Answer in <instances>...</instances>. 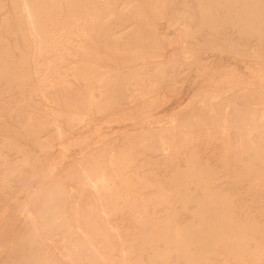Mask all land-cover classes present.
I'll list each match as a JSON object with an SVG mask.
<instances>
[{
  "label": "rangeland",
  "instance_id": "rangeland-1",
  "mask_svg": "<svg viewBox=\"0 0 264 264\" xmlns=\"http://www.w3.org/2000/svg\"><path fill=\"white\" fill-rule=\"evenodd\" d=\"M137 1L142 4L144 16L133 17L128 12V22L112 20L106 29L86 41L90 53L77 57L65 53L64 60L50 54L58 73L48 74L49 79L55 78V86L48 87L46 101L36 96L26 99L34 86L40 85V80L37 75L30 79L25 75L28 67L33 68V61L29 65L21 61L29 49L22 40L12 0H4L0 9V264H226L228 258L233 264H264V244L254 256L245 254L241 262L227 256L224 226H220L226 222L222 216L211 213L208 200L214 202V213L223 208L231 213L235 223L264 224V139L257 141L260 134H248L252 119L247 117V112H254L264 123V93L258 95V102L229 107L226 115L219 100L210 97L212 92L201 102L202 93L215 91L224 72L230 70L239 73L241 79L247 78L243 79L246 84L252 80L251 88L263 84L264 90V82L252 76L253 70L264 66V34L241 35L240 25L228 21L224 1L213 9V15L219 18L213 29L203 24L200 6L206 0ZM154 1L163 7L162 13H155ZM116 5L120 9L122 0ZM261 6L264 17V3ZM67 9L63 2L53 8L52 14L63 21ZM175 20L190 27L189 42L199 47L195 54L205 62L209 60L218 72L210 78L200 64L183 60L179 73H175L176 85L165 86L162 81L161 91L153 92L146 100L129 102L127 98L122 106L106 108L109 99L105 92L107 97L103 94L99 99L104 103L99 101L103 110L90 106L86 88L88 92L94 89L99 93L101 87L97 81L90 80L93 83L90 86L79 78V68L90 61L89 67L94 65L96 69L88 67V74L110 69L114 73L113 66L119 63L122 67L127 57L119 52L125 48L124 41L112 40L110 34L122 31L125 26L129 32L136 26L141 35L159 34L167 42L168 23ZM261 27L264 31V25ZM180 46L176 41L173 50L167 48L166 57L177 58L182 51ZM252 48L261 51L260 60L252 55ZM120 67L115 69H125ZM167 73L173 75L171 66ZM63 79L67 83L62 84ZM59 112L67 116L62 113L58 117ZM72 112L85 114V118L71 119L68 116ZM224 118L229 123L236 119L245 125L241 130L230 124L225 131ZM56 119L65 127L61 138L52 125ZM30 124L42 125L40 140H50L53 147L42 151L34 136H29ZM160 135L169 143L168 153L163 151ZM4 136L14 143L4 146ZM258 142L261 150L256 153ZM93 155L98 156L111 175L109 178L112 177L109 190L101 188L100 194L90 186L83 188L78 184L77 170L86 169L94 161ZM248 164L251 172L246 171ZM190 167L195 178L188 184V193L182 189L178 192ZM199 177L203 181L197 183ZM107 191L113 194L108 195ZM224 199L230 204L219 205ZM170 219L182 229L194 228L183 231L187 241L175 239ZM211 222L218 225L212 226ZM166 251H169L167 259L157 257Z\"/></svg>",
  "mask_w": 264,
  "mask_h": 264
},
{
  "label": "bare ground",
  "instance_id": "bare-ground-1",
  "mask_svg": "<svg viewBox=\"0 0 264 264\" xmlns=\"http://www.w3.org/2000/svg\"><path fill=\"white\" fill-rule=\"evenodd\" d=\"M118 1L119 0H12L14 8L16 9V14H17L18 20L20 22V29L19 30H20L22 37H23L22 40L25 41L24 43L27 45V47L29 49V52H27V54L22 55L21 61L24 63H27L28 65L31 63V61H33L32 62L33 68L28 67V73L25 75L28 77V79H30L33 75H35V77L37 75V78L40 80V85L38 84L39 85L38 87L34 86L35 88L30 91V94L28 95V97H26V99L31 100L32 98L34 99L35 96L43 98L46 101L49 99L46 91L48 90V87L52 88L55 86L54 85L55 83L53 81L55 78L53 80H51V79H49V77L51 74H56V72H57V70L54 71L55 68H53L56 64V63H54L55 61H53L54 56L59 60L64 58L63 54H65V53H67V56L70 55V56L77 57L80 54H82V56H84L83 54H85L89 51V48H88L89 45L87 46L86 41L92 40L94 34L99 32V30L103 31L104 29H106L108 27L107 25H109L112 20L116 19L118 21H122L123 23L128 22V12H132L133 17L144 16L145 11L143 12V10L140 9L142 4L140 5L139 1H137V0H122V7L120 9L118 8V5H116ZM221 1H224L226 4V7H224V8H226L225 10L228 11V18H227L228 21L232 22V24H234V25H240L241 35L249 34V35L255 36V35H258L260 33L264 34V31L261 27L262 25H264V17L261 14L262 9H263L261 4L264 3V0H206V2L204 4H201V6H200L202 9L203 18H204L203 24L210 26L212 29L216 28L217 23L219 21V18H217L213 15V9L214 8L218 9L220 7ZM63 2L67 5L68 9L65 12V14L63 13L64 14V18H63L64 20L61 21V20L56 19V17L52 14V12H53L52 10H53V8H57V7L62 6ZM12 3H11V5H12ZM0 5H1L0 9H2L4 7V0H0ZM154 5H155L154 6L155 13H158L163 8V7L161 8V6L159 7L160 4L158 5V3L156 4V2L154 3ZM61 12H62V10H61ZM145 14H147V13H145ZM146 16L148 18V15H146ZM147 21L149 22L150 20H146V22ZM132 29H131L132 31L128 32V26H125L124 28H122V31H119V32L116 31V32L110 34V37L112 38V40H114V39L116 41L120 40V42H121V40L124 41L125 48L122 50L120 49L119 52L122 51V53H120L121 55L127 54V57L125 56L126 59L123 61H122L123 58H121V61L124 62V65L121 62L122 67H120L118 62H117L118 64H116V66L119 65L120 68L124 67L125 68V69L123 68L124 70L121 71L119 69H115V68H119V67L113 66V68L115 70L114 73H112V70L110 69V72L109 71L103 72L104 71L103 70V71H101L102 73H99V74H97L95 72H94V74H88L89 72L87 73L86 71H87V68L89 67L88 63H90V61L88 63L86 61H84V62H86V63H84L85 67L83 68V66H82V68L81 67L79 68V74H80L79 78H82L90 86H92V84H93L91 82L89 83L90 80L97 81V82H99L97 85L100 84V87H101L99 89V93H98V91H94V89H90L91 91L88 92L87 88H86L87 94L89 93L88 94L89 96L87 99L89 100L90 106L96 105V107L98 109L103 110L104 103H101V100H99V99H101L103 94L105 95V92L107 93L106 95L108 96V99H109V101L107 100L108 103L105 106L106 108L111 106V105L122 106V105H124V103H123L124 99H127V98L129 99L128 100L129 102H131L133 100H137V99L138 100H140V99L146 100V99L151 97V94H153V92L160 90L162 88L160 86L162 81H164L163 84H165V86H166V84L172 85V84H175L177 82L176 81V78H177L176 75H178V74H175V73L178 72V67L180 66V64L183 63V60H188V63L196 62V64H200V66L202 67L205 74H207L210 78H211L213 73L215 74L216 72H218V70H216V69L214 70V68H212V64H211V62H209V60L205 62L204 60H202V58L197 57V56H199V54L198 55H197V53L195 54V51H197V49L199 47H197V45L195 43L193 44V43L189 42V40L192 39V30L190 29L189 26L184 25L181 20L180 21H178V20L177 21L176 20L170 21L168 23V31L166 33L169 36V38H168L167 42L163 41L162 36H159V34H154L152 36L149 33V36H147V35L143 36L140 34V31L136 26H134V28H132ZM170 31L172 32V34H170L171 33ZM176 41H179V43L181 44V46H180L182 49L181 54L178 55V57L176 55H174V57H177V58H171V59L167 58L166 54H165V52L167 51V48L169 49V47H171L173 50ZM122 46H123V44H122ZM119 48H122V47H119ZM243 48H245V47H243ZM9 49H10V47H9ZM252 50H253L252 55L255 57V59L257 58L260 60L261 56H262L261 51L258 48H255V49L252 48ZM239 51H241V49ZM3 52H5V51L3 50ZM89 53H90V51H89ZM50 54H53L52 55L53 60L51 59ZM173 54L174 53H172V55ZM172 55H171V57H172ZM104 56H105V54H104ZM85 60H87V59H85ZM108 60H110V59H108ZM80 61L81 60H79L78 62H80ZM202 61H204V62H202ZM262 62H264V61H262ZM4 63L5 64L8 63L7 58L4 59ZM96 63L97 62H95L94 64H96ZM114 63H116V61H114ZM84 64H82V65H84ZM77 65H75V66H77ZM90 65H92V64H90ZM96 65H99V64H96ZM0 66H1V64H0ZM92 66L94 67V65H92ZM92 66H90V67H92ZM170 66L173 68V72H174L173 75H171V76H169V74L167 73V69ZM258 66L260 67V65H258ZM109 67L111 68L112 66H109ZM109 67H106V68L109 69ZM94 68L96 69V67H94ZM57 69H59V68L57 67ZM75 69H76V67H75ZM183 70H185V69H183ZM186 71H187V69H186ZM99 72H100V70H99ZM48 74H50V75L48 76ZM205 74H203V75H205ZM238 75H239V73H238ZM238 75L235 72V70H230L228 72L227 71L224 72V74L222 75L223 78L221 77L222 82L221 83L218 82V85L216 84L217 88L215 89V91L207 90V91H204L205 92L204 94L202 93V97L199 96L202 98L201 102H204L207 97L209 98V93L212 92L213 94L211 95V93H210V97L219 100V102L222 106L221 109L224 110L223 112L225 113V115H226V113H228L229 107L237 106V105H240L241 103L250 104L253 102H258L257 101L258 95H261V94L263 95V93H264V90L262 89L263 84H261L262 87L260 86V87L251 88V86H249V83L250 84L252 83L251 82L252 78L250 79L251 81H249V83L247 82L248 84H246L245 81H247V78L245 80V78L242 77L245 80V81H243V79H241V76L239 75L240 76L239 77ZM198 76H200V75H198ZM252 76H253V78L254 77L257 78V80H260L259 82L263 83L264 82V66L261 68L253 70ZM75 77H76V75H75ZM42 80H43V83L41 84ZM76 80H78V79L76 78ZM60 81L58 84L67 83V80H65V79H63V81H61V83H60ZM37 82H38V80H37ZM209 82H211V81H209ZM253 85L254 84H252V86ZM259 85H260V83H259ZM259 85H256V86H259ZM94 86H95V84H94ZM168 87H170V86H168ZM94 88H96V90H97L98 86L94 87ZM211 89H213V88H211ZM1 90L2 89L0 87V93H1ZM96 93H98V94H96ZM136 93H138V94H136ZM87 94H85V96ZM263 98H264V96H263ZM99 101L103 105L99 104ZM28 102H30V101H28ZM213 105H214V103H213ZM117 106H115V107H117ZM223 107H224V109H223ZM88 108H89V104H88ZM88 108H87V110H88ZM214 108L216 109V107H214ZM214 108L212 111L215 113V115H218V114H216L218 112H216L214 110ZM89 110H91V109H89ZM63 112H59L58 113L59 116L58 115L57 116L60 117V115H63V114L66 115V113H63ZM213 112L210 111V113H213ZM263 113H264V111H263ZM83 116H85V114H79L77 112H72L69 114L68 117H71V119L78 117V118H81V120H82ZM262 116L264 117V115H262ZM247 117L252 119V122H251L252 128L248 131V134L249 135L253 134V133H257L258 135L260 134V138L257 137L259 139L258 140L256 139V140L257 141L263 140L264 139V136H263L264 135V123H260V120L262 118L261 117L257 118L258 116L256 117L254 112H247ZM46 118H48V117H46ZM84 118L85 117H83V119ZM218 118H221L220 120L223 119V117H218ZM226 119L224 121V125H222V127L224 126L223 130H225V131H226L228 125H230V124H233L234 126L238 127L241 130H242L241 127H243L245 125V122H243V121L231 119L232 121H231V123H229L228 119L227 120ZM221 124H223V123H221ZM37 125L38 126H36V124H32V125L30 124V126L32 128H30L29 136L30 135L34 136L33 137V138H35L34 142H36L38 144V147H40L42 151L43 150L48 151L49 148L53 147V143L51 144V142H49L50 140L49 141L43 140L44 142L40 140V138H41L40 133L42 132L44 127L42 128V125H39V124H37ZM52 125L54 126V130H56V132H57L56 135H58L61 138V136L64 135V133H65V130H64L65 127L63 128L62 123L58 119L54 120L52 122ZM160 138H161L160 143H161V146L163 148V151L168 153L167 151L169 150L168 149L169 147L167 144H169V143H167L165 141L164 137L161 136ZM10 139L11 138L4 136V144L3 145L5 146L6 144H9V142H12ZM12 143H14V142H12ZM231 146H232V144H231ZM256 146H257V144H256ZM126 149H127V147H126ZM260 150H261V147H260V143L258 142V149H257L256 153H259ZM4 155H5V153H4ZM26 156L27 155H25V157ZM97 157L95 158V156H94V161L90 164L88 163L89 165H87V168L84 169L83 171L77 170V172H78L77 178H78V182H79L78 184H80L83 188L90 186V188H92L95 193L100 194L101 192H99V190L101 191L103 188L109 190V183L108 182L110 181V178L112 179V177L109 178V176H111V175H108V172H106V169L101 165V163H100L99 159H97ZM22 162L23 161H21V163ZM115 163L116 162L114 161V164ZM188 166H190V165H188ZM245 168H246V171H248V172H251L253 170L249 164L247 167L245 166ZM13 169H15V168H13ZM13 169H12V171H13ZM15 170H17V169H15ZM74 173L76 174V172H73V175H74ZM74 177H75V175H74ZM185 178H186L185 181L180 183V185H182V186L178 187V189H179L178 192H182L184 190V193H188V190H189L188 184L192 183L193 178H195V174H194L192 167H190L189 171L186 173ZM195 181L197 183H199L200 181H203V179L199 177V178H196ZM110 183H111V181H110ZM110 186H111V184H110ZM181 189H182V191H181ZM110 192L107 191V194L109 195ZM111 193L113 194V192H111ZM103 194H105V193H103ZM161 194H164V193H161ZM101 195H99V197ZM108 198H109V196H108ZM109 199H111V197ZM161 199L162 198H160V200ZM208 200L210 201L209 203L211 204V211H212L211 213L213 215L222 216V219L225 220V222H226L224 225L222 224L220 226H222V228L224 226L223 233L225 234L226 239H227V252L226 253H227L228 257L230 256L234 260H236L237 262H241L244 259L245 254H247V253H252V254L258 253V251H260L262 249V246L264 244V224L257 223L255 221L235 223L233 221L234 218L232 217L231 213L224 211L223 208L222 209L218 208V210L214 213L213 208H212V204L214 202L210 198H208ZM227 204H230V203L226 202V200L224 199L219 205L226 206ZM103 208H105V207L103 206ZM213 219L217 220L219 218L214 217ZM246 220H248V217ZM171 222L172 221L170 219L169 226H172L171 230H172V233L174 234L175 239H178L182 242L187 241L186 240L187 235L185 236L183 231H186V232L192 231V230H194V228L191 227V228L182 229L181 225H178L176 223H171ZM210 225L217 226L218 224L216 222H211ZM168 256H169V251L161 252V253L157 254V257L161 260L167 259ZM253 256H254V254H253ZM247 257H248V254H247ZM226 264H233V262H230L229 258H228V260L226 261Z\"/></svg>",
  "mask_w": 264,
  "mask_h": 264
}]
</instances>
